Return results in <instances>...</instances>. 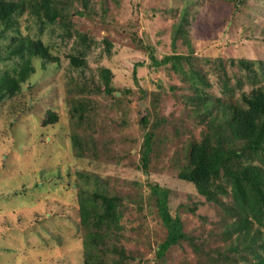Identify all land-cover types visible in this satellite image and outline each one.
<instances>
[{
  "label": "rangeland",
  "instance_id": "1",
  "mask_svg": "<svg viewBox=\"0 0 264 264\" xmlns=\"http://www.w3.org/2000/svg\"><path fill=\"white\" fill-rule=\"evenodd\" d=\"M45 5L27 0L17 25L0 27V80H18L0 90V264H88V252L89 264L264 258V241L247 249L227 233L237 217L225 207L234 202L225 177L221 202L179 177L191 144L211 134L210 116L222 120L228 105L245 106L243 94L264 87V0ZM14 36L23 48L10 56ZM39 41L49 55L35 51ZM242 163L264 168V151ZM161 193L186 235L162 257ZM104 197L119 198L114 214L105 215ZM253 223L264 231V217Z\"/></svg>",
  "mask_w": 264,
  "mask_h": 264
},
{
  "label": "trees",
  "instance_id": "2",
  "mask_svg": "<svg viewBox=\"0 0 264 264\" xmlns=\"http://www.w3.org/2000/svg\"><path fill=\"white\" fill-rule=\"evenodd\" d=\"M52 1L54 0H43L45 6H48ZM26 2L27 0H0V27L3 31L17 25L20 16L25 12ZM55 13L53 12L49 16L53 21H56ZM20 44L23 48V43L19 42L17 36H14L8 45L10 56L19 49L18 45L20 46ZM35 51L44 57L49 55L48 49L40 41L35 45ZM151 56L153 61L158 63L156 57L153 54ZM72 60L78 66L84 65V61L79 58L73 57ZM175 63L178 64V62ZM28 69V64L21 68L22 77H25ZM6 76L4 75L0 80V90L2 92L8 89L13 91L17 87L18 80H9L6 79ZM243 99L245 106L228 105L224 110L222 120L218 121L216 116H210L211 134L206 133L201 140L191 144L189 163L179 173V177L195 184L198 192L210 202H221L219 195L228 194L227 187L219 184L220 180L225 177L231 184L234 202L229 205L222 204L225 205L230 215L237 217L232 222L233 225H229L227 233L235 232V241L238 239L242 243L246 242V248L251 249L257 244L264 245V243L261 244L264 241V231L256 228L253 223L254 220L259 223L263 222L264 168L259 165L242 163V160L264 151V87L254 89L250 95L243 94ZM225 106L227 105L222 103L221 107L225 108ZM52 120L53 118L47 122H52ZM151 146L152 136L148 135L145 156L151 150ZM250 192L256 196L249 195ZM160 195L161 199H158L159 212L169 230L167 239L160 245L158 251V255L162 257L173 244L186 235L181 230L180 219L174 218L170 214L165 194L161 193ZM104 199L107 204L105 215L114 214L117 203L120 201L119 198L104 197ZM81 212L82 222L88 225L91 212L85 203H83ZM89 236L88 239L93 237L96 242L100 239V235L96 233H91ZM236 242L232 244L231 248L238 250ZM91 258L94 256L88 252V264ZM255 264H264L263 256L258 255Z\"/></svg>",
  "mask_w": 264,
  "mask_h": 264
}]
</instances>
